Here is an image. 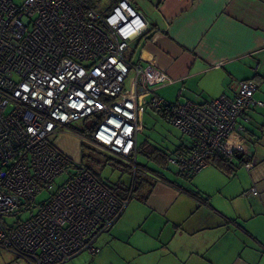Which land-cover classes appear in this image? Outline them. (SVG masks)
Instances as JSON below:
<instances>
[{"label":"built area","instance_id":"obj_1","mask_svg":"<svg viewBox=\"0 0 264 264\" xmlns=\"http://www.w3.org/2000/svg\"><path fill=\"white\" fill-rule=\"evenodd\" d=\"M148 32L131 0L107 9L86 0H0V248L13 256L10 264H66L98 252L96 239L119 220L130 196L118 197L55 138L68 131L134 176L142 95L151 94L147 107L191 142L189 152L167 158L177 175L195 176L215 155L232 161L228 140L237 121L249 122L251 110L264 107L254 99L256 82L241 81L232 96L168 103L154 94L157 75L124 56ZM130 74V95L122 99ZM89 117L98 119L90 139L71 131ZM70 168L68 181L36 205L41 188ZM257 195L252 188L241 197Z\"/></svg>","mask_w":264,"mask_h":264},{"label":"crops","instance_id":"obj_2","mask_svg":"<svg viewBox=\"0 0 264 264\" xmlns=\"http://www.w3.org/2000/svg\"><path fill=\"white\" fill-rule=\"evenodd\" d=\"M109 1L107 8L117 0ZM131 1L148 19L149 32L129 46L127 60L157 75L154 92L175 84L176 102L201 103L232 96L241 81L252 79L254 99L264 103V0ZM248 117L229 136L234 157L223 168L212 158L191 179L148 172L155 182L143 192V222L124 212L96 239L92 264L103 256L99 239L106 246L129 242L131 231L139 235L122 264H264V107L253 108ZM137 147L139 152L138 140ZM190 148L188 139L169 155ZM252 188L257 196L241 197Z\"/></svg>","mask_w":264,"mask_h":264},{"label":"rangeland","instance_id":"obj_3","mask_svg":"<svg viewBox=\"0 0 264 264\" xmlns=\"http://www.w3.org/2000/svg\"><path fill=\"white\" fill-rule=\"evenodd\" d=\"M24 1L25 0H13L14 4L18 6H21ZM86 1L94 4V6L100 9L107 8V6L110 4L109 0ZM124 56L125 58L128 57V51H125ZM131 79L132 75L130 74L124 83V89L120 98L123 99L130 95L129 91L131 89ZM154 94L158 97L163 98L169 103H174L176 102L177 98V89L175 87V84H171L158 88L154 92ZM151 97V94H146L142 95L139 98V133L137 140L140 149L137 154L138 173L135 179L137 185H141V177L143 176L140 175H143L142 173H156L163 175L168 179H174L176 173V171L169 165H162L156 162L155 160H151L148 156L151 151H148L147 148H144V145L146 146L148 144H151L156 149H159L164 153L170 154L182 141H188L187 138L182 136L181 132L177 128L167 123L165 120L162 119L159 114L147 107V102ZM183 101L184 99L182 98L180 102ZM81 124V121L75 122L71 125V127L81 128ZM55 145L76 163L91 167L98 174L99 178L103 181V183L107 186L113 188H127L132 185L133 173L131 172V170L127 171V169H125V163L115 158L114 156L106 153L105 151L95 147L90 142L86 141L81 144L72 136L61 133L55 138ZM72 173L73 169L70 168L64 174L60 175L55 179L50 189L47 187L41 188L40 193L35 197V204L40 205L48 201L51 196L59 189V187L68 181ZM141 190H138L134 194L124 212L128 213L132 211L133 215L138 218L139 221L143 222V219L145 218L144 215L147 212L145 213V204L139 200L140 195L145 191ZM35 211L36 207L34 206L32 212ZM28 216V213L24 214L22 216V220L27 219ZM121 217L117 222H120V220H122ZM128 220H131L130 216H128ZM129 235L132 236L129 242H126L128 240H121L112 243L110 246H106V244L102 242V239H99L97 244H102L101 250L103 251V256L98 258L95 264H122L121 261L123 257L128 258L129 254L134 253L132 248V242L133 239H136L139 234L135 232V234L132 235L131 231ZM92 259L94 258H91L88 254L83 253L79 255L76 260L68 262L66 264H92ZM12 261L13 256L10 254V252L0 248V264H10Z\"/></svg>","mask_w":264,"mask_h":264},{"label":"trees","instance_id":"obj_4","mask_svg":"<svg viewBox=\"0 0 264 264\" xmlns=\"http://www.w3.org/2000/svg\"><path fill=\"white\" fill-rule=\"evenodd\" d=\"M88 2V1H87ZM89 3V2H88ZM91 4L92 6L94 4L92 3H89ZM98 119H93L92 117H89L87 119H85L82 124H81V128H75V127H70L71 131L72 132H75V133H78L80 134L81 136L87 138V139H90L91 137V133L93 131V129L95 128V126L97 125V122ZM144 148H147L148 151H151L148 156L151 160H155L156 162L160 163V164H164L166 165L167 164V158L170 156L169 154L167 153H164L162 151H160L159 149H156L155 147L153 146H148V145H144ZM178 151V150H177ZM175 151L173 154H176ZM178 153V152H177ZM213 158H216L218 159L220 166L223 168L224 167V164H225V161L228 163V160H226L224 157L222 156H219V155H215ZM224 163V164H223ZM126 165V164H125ZM168 165V164H167ZM85 166V165H84ZM88 169H90L94 175L99 179V176L98 174L89 166H86ZM125 169H127V171H130V168L126 165L124 166ZM138 173V170L136 171L135 175L133 176V182H132V185L130 187H119V188H113V187H108L110 188L118 197L120 198H126L128 196H130V200L131 198L134 196V194L138 191V190H141L142 188H144L147 193H149L153 187V184H154V179H150L147 177V175L145 173H142L143 175H140V176H143L141 177V185H137L136 182H135V179H136V175ZM179 176H182V177H185L186 179H191L194 175H179ZM102 181V180H101ZM137 185V186H136ZM142 189V190H144ZM141 190V191H142ZM140 201L142 202H145L146 200V195H144L143 193L140 195V198H139Z\"/></svg>","mask_w":264,"mask_h":264}]
</instances>
